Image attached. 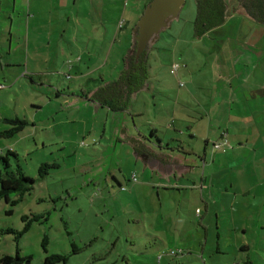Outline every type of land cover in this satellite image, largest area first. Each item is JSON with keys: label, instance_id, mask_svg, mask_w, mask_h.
Returning a JSON list of instances; mask_svg holds the SVG:
<instances>
[{"label": "rangeland", "instance_id": "374dc122", "mask_svg": "<svg viewBox=\"0 0 264 264\" xmlns=\"http://www.w3.org/2000/svg\"><path fill=\"white\" fill-rule=\"evenodd\" d=\"M14 1L0 0V6L4 3L5 8L12 7ZM149 1H106L108 30L103 31V41L72 42L74 22L57 16L49 31L55 27L59 34L58 27L63 26L69 30L66 40L56 39L49 45L44 36L49 24L39 17L28 22L30 14L36 12L35 3L30 12L25 10V20L13 24L12 53L11 20L8 27L1 28V32H7L2 38L6 48L0 50V56H4L0 60V131L16 125L8 118L18 117L29 123L13 137L0 136V154L16 151L25 173L36 182L16 205L0 199V260L6 254L16 255L20 248L23 256H32L30 264H45L52 254L66 258L54 264H246L245 252L238 246L243 241V224L234 223V208L212 207L214 216L206 213V202L212 197L220 202L227 188L243 194L241 170L223 164L222 153L216 155L219 162L214 164L213 140L207 144L201 138L207 135L210 124L215 137L226 126L227 113L221 109L232 93L187 90L192 86L187 77L192 72L203 76L223 73V65L213 52L215 36L240 40L243 34L235 26L247 20L236 17L230 24L216 27V32L200 37L195 31L197 0H186L179 18L146 52V86L140 89L146 91H140L138 99L128 95L122 100L130 114L115 113L104 105L105 95L99 89L119 80L125 68L124 55L132 47L133 29ZM17 3L21 5V0ZM28 3L25 0V5ZM53 7L51 1L43 0L45 15L52 13ZM122 20L125 27L115 29ZM22 40L26 47L18 46ZM81 55L84 69L79 70L74 67L79 63L75 57ZM174 64L180 66L178 76L171 72ZM179 81L185 85L180 86ZM242 91L234 92V100L243 106ZM175 114L179 119L171 126ZM147 126H156L174 151L183 153L190 164L189 173L166 181L153 174L150 165L144 169L146 161L138 153L142 142L133 141L131 134L142 130L151 139L152 128L147 130ZM193 130L196 137L191 135ZM151 141L156 144L157 139ZM188 152H201V156ZM43 163L51 167L41 176ZM213 173L217 174L214 179ZM15 197L12 194L11 198ZM239 200L243 202V196ZM235 208L243 221V204ZM200 211L202 219L207 216L204 224L210 233L213 227L218 230L216 213L225 219L219 251L216 240L209 238L203 252L207 232L200 224ZM251 226L249 234L256 232L258 224Z\"/></svg>", "mask_w": 264, "mask_h": 264}, {"label": "crops", "instance_id": "0c3cea01", "mask_svg": "<svg viewBox=\"0 0 264 264\" xmlns=\"http://www.w3.org/2000/svg\"><path fill=\"white\" fill-rule=\"evenodd\" d=\"M49 1H51L54 5L52 10L54 16L49 11L47 12V15L43 13V0H29L28 5H25V0H21V5H19L17 0H15L13 2L14 4H11L12 7L6 8L4 3H2V6H0V36L2 35L0 38V50H2L5 46L2 38L7 32L6 30L1 32V28L8 27L7 22L8 20H11L12 25L9 26V30L11 31L10 53H12V41H14V34L12 33L13 24L16 22V20L20 22L21 19H26L28 16L27 12H30L29 9L33 3H35L36 12H34V14H30L28 22L30 23V19L32 18L36 19V17H39L38 20L49 24L44 35L46 37V42H48L49 45L56 39L59 41L66 40L65 32L67 29L69 30L68 26H63L61 28L58 27L59 34L55 33L57 31L55 27L49 31L50 24H52L55 20L54 17L57 16L62 17V20L71 21L72 23L74 22L75 32L70 39L72 42L75 41V43L80 42L79 44H84V42L87 43L92 39L97 40L98 38L99 41H103V31L108 30V27L106 26V18L108 14L105 12V2L109 0ZM140 1L142 2L145 0H139V2ZM227 1L228 6L226 9L225 21L217 27H220L223 24H230V20L236 17H244L247 22H243L244 25H240V27H237V25L235 26L238 33L240 35L243 34V38L236 41H227L215 36L216 47L213 48V52L216 54L215 59L217 58L220 64L223 65L221 67L224 72H212V76H203L197 74L196 72H192L190 76L187 77L188 82H190L192 86L190 88L187 87V90H224L223 93L225 94L232 93L230 94L231 99L228 101L226 99L223 108L221 109L222 113H227L228 118L226 119V126L223 127L218 137H215L212 135L213 126L210 124L207 135L201 136V138L206 139L207 144L210 142V139L213 140L212 144L214 151V164L217 165L216 162H219L216 158V155H220L222 153L223 155L221 157V162L223 164L228 165V167L232 168L233 170L235 168L241 170V174H243V194H238L237 190L231 192L227 188L221 194L223 197L221 196L220 202L217 201V198L213 199V197L206 202V213L208 216L212 215V211H210L212 207L215 210H217L216 207L222 206H228L230 209L234 208V223L237 225L238 223L243 224V241L240 242L238 246L240 250L245 252V263L264 264V23L259 22L251 17L244 8L237 5V0ZM25 10L28 11L25 12ZM16 14L18 17H16ZM116 22H119L118 15ZM120 22H123L122 26L121 24L118 23L117 25L116 23L115 29H117L119 25V28L123 29L125 27V22L123 20ZM232 26H234V24H232ZM213 30L216 32L218 29L215 27L199 36L203 37ZM228 30H230V28ZM35 31L38 30L35 29ZM38 32L44 34L42 31ZM116 37L117 32L113 40L116 39ZM70 40L67 39V41ZM18 46L26 47V45L23 43V40L19 42ZM130 52L131 50L124 56H128ZM87 53L88 51L86 50V54ZM84 54L85 53L83 52V55ZM83 55L80 57H75L78 59L79 63L74 67H78L79 70L84 69L82 63ZM3 57L4 56L1 54L0 60ZM35 73L37 74L39 72L36 71ZM99 90H101V88ZM236 90H243V106L242 103L234 100V92ZM140 91L146 90H131L128 92H120L118 90L116 97L117 99L115 98V100L118 101L115 105L117 108L115 113L123 112L130 114L131 111L123 107L121 100H123L124 95H131L135 99H138L139 95H141ZM192 95L194 97L196 96L194 93ZM196 100L199 105L202 104L201 100ZM144 103L145 105L148 103L146 96H144ZM178 103L179 99L177 100V104ZM212 107L215 108L214 105ZM234 109L236 111H234ZM138 114L140 115L141 112L137 111L136 115ZM175 115L174 123L171 124V126L177 122V119H179L178 115ZM180 119L183 120V122H187V119L185 121L183 116H181ZM149 126H151V123H149ZM149 126H147V130H151L152 128L150 135L151 139H148V136L143 133L142 130H138L137 132L135 131L131 134L133 141L135 140L136 142H142L140 145L141 151L138 153L139 156H141L146 161L144 169H148L146 166L150 165L153 168L152 173L158 174L159 177L166 181L173 179V176H179V178L181 176L184 177L185 174L189 173L191 170L189 166L190 164L185 162L186 157H184L181 151H174L173 147L170 146V143L165 141L164 137L157 133L158 128L156 126ZM189 128L194 129V126L189 125ZM176 131L181 132L179 128H176ZM191 132H193L191 133L193 137L197 136L194 130ZM231 134H233V136H230ZM153 138L157 139L156 144H153L151 141ZM218 139H223L222 142H229L232 146L228 144V148L216 147L215 144L218 143ZM134 146H137V144L135 143ZM166 149L170 151H167ZM188 154L201 156V152L200 154L188 152ZM203 156V161L206 162V147L204 149ZM216 175L217 174L215 173L212 174L213 179ZM206 180L207 177L202 179L203 182ZM234 187V183H231V188ZM242 196L243 202L239 200ZM222 202L224 204H222ZM240 204H243V221L241 218H239L240 214L236 213L237 208H235ZM200 216V224L206 228L207 232L206 245L203 247V252H205L207 249L209 238L216 240V249L219 251L221 248L220 244L222 238V232L220 229L222 228V223L225 224V219L221 217L220 213H216V217L219 219L218 230L213 227V233H210V230H208L207 226L204 224V222H206L205 219L207 216L202 219V211H200ZM255 223L258 224L256 232L249 234L253 231V226H251V224ZM225 228L226 227H224V229ZM248 234L252 238H249ZM253 243L254 248L252 246ZM192 248L194 247L192 246ZM251 254H255L256 257H250ZM241 256V258H243V255Z\"/></svg>", "mask_w": 264, "mask_h": 264}, {"label": "trees", "instance_id": "16d2710c", "mask_svg": "<svg viewBox=\"0 0 264 264\" xmlns=\"http://www.w3.org/2000/svg\"><path fill=\"white\" fill-rule=\"evenodd\" d=\"M197 3L198 14L195 22V31L197 35L204 34L225 21L227 9L225 0H197ZM243 8L255 20L264 23V0H243ZM122 23L123 22H121V26ZM147 58L148 56H145L142 60L136 61L135 53L132 51L125 57V68L122 70L119 80L101 88V90H103L102 94L105 95V106L115 111L117 109L115 105L118 102L115 98L117 97L118 90L120 92H128L131 90H140L144 87L146 83L145 74L147 72ZM121 104H123L122 100ZM6 120L16 125L0 131L1 137H13L29 123L28 120L18 117L8 118ZM49 167H51L49 163H43L41 165V176H43L44 172L47 173ZM35 182L36 179L34 177L25 173L24 168L19 163V156L16 151L9 149L6 153L0 154V199H5L7 202H11L12 205H16L33 189ZM12 194L16 195V197L11 198ZM22 233L23 231L20 232V235ZM65 259V256L62 254H52L46 258L45 264H54ZM31 260L32 256H23L20 252V248H17L16 255L6 254L1 258L0 263L30 264Z\"/></svg>", "mask_w": 264, "mask_h": 264}, {"label": "water", "instance_id": "95a60500", "mask_svg": "<svg viewBox=\"0 0 264 264\" xmlns=\"http://www.w3.org/2000/svg\"><path fill=\"white\" fill-rule=\"evenodd\" d=\"M185 2L186 0L149 1L134 28L131 51L136 50L137 57L144 50H149L160 33L179 18Z\"/></svg>", "mask_w": 264, "mask_h": 264}, {"label": "built area", "instance_id": "2783aa9c", "mask_svg": "<svg viewBox=\"0 0 264 264\" xmlns=\"http://www.w3.org/2000/svg\"><path fill=\"white\" fill-rule=\"evenodd\" d=\"M179 69H180V66L178 64H174L172 66L171 72L174 73L176 76H178L179 75ZM179 85L184 86L185 83L182 81H179ZM227 145H228L227 142H218L217 144H215V146L219 147V148H225Z\"/></svg>", "mask_w": 264, "mask_h": 264}, {"label": "flooded vegetation", "instance_id": "af4514ba", "mask_svg": "<svg viewBox=\"0 0 264 264\" xmlns=\"http://www.w3.org/2000/svg\"><path fill=\"white\" fill-rule=\"evenodd\" d=\"M225 1L227 3V6H228V1L227 0H225ZM237 5H239L240 7L243 8V0H237ZM132 52L135 53L136 61H140V60H142L145 57L147 50H144L143 52H141V54L138 57H137V54H136V50H133ZM126 97H128V95H124L123 96V100L127 99Z\"/></svg>", "mask_w": 264, "mask_h": 264}]
</instances>
